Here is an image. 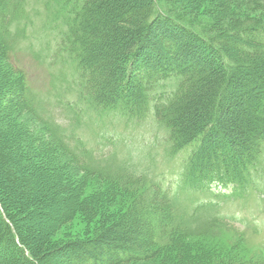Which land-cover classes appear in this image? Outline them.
Instances as JSON below:
<instances>
[{
  "label": "trees",
  "instance_id": "trees-1",
  "mask_svg": "<svg viewBox=\"0 0 264 264\" xmlns=\"http://www.w3.org/2000/svg\"><path fill=\"white\" fill-rule=\"evenodd\" d=\"M53 1L69 27L59 48L69 56L76 87L82 91L80 105H74L66 123L72 122L70 125L79 128V118L86 111L89 115L114 106H122L128 117L142 119L151 108L154 118L168 131L172 154L189 150L184 172L195 191L207 189L215 182L240 192L252 175L262 169L259 155L264 141V0H198L209 1L216 25L211 31H199L171 16L165 3L168 0H75L72 9L69 0ZM193 1L196 3L190 0ZM25 3L26 0H0V49L10 61L17 38L9 33V28L24 16ZM159 41L166 42L165 49ZM148 50L154 51L155 57H150ZM138 63L153 72L152 81L149 84L146 78L130 87ZM11 67L19 73L12 64ZM170 80L175 81L174 89H163L162 85ZM22 92L24 97L19 93L23 103L18 101L16 107H25L46 127L59 147L74 146L76 161L71 153L68 156L78 168L88 170L89 151L81 139L61 135L60 129L58 135L51 131L54 123L65 122L63 112L57 117L62 118L59 121L55 116L54 121L49 118L45 114L48 105L36 101L25 79ZM82 99L87 100L85 106ZM31 141L29 137L28 143ZM2 143L0 140L7 152L0 159L6 167L1 175L7 195L12 197V191L24 185L26 195L35 199L33 175L26 180L18 177L12 166L19 167L18 158ZM46 145V152H52L50 145ZM60 172L56 173L58 192L65 188ZM89 174L98 179L113 175L112 182H121L115 186L133 196L121 217L113 220L107 211L112 196L106 201L100 199L98 205L88 202L86 206L73 195V202L68 201L72 206L58 216V227L72 218L76 208L83 209L88 217H93L98 208L106 227L87 243H69L64 251H68L70 259L79 264H135L155 259L162 264H211L204 248L196 260L195 252H187L189 240L201 236L194 229L200 226L194 215L179 214L159 186L151 185L149 197L142 198L137 196L142 176L127 173L116 177L107 171ZM147 216L151 217L148 230L144 222ZM0 219L4 240L15 245L21 263L42 264L24 244L1 199ZM201 252L208 256L206 262H200ZM58 253L56 250L52 256H59ZM48 259L50 255L42 257L44 262ZM251 264H264V259Z\"/></svg>",
  "mask_w": 264,
  "mask_h": 264
},
{
  "label": "rangeland",
  "instance_id": "rangeland-1",
  "mask_svg": "<svg viewBox=\"0 0 264 264\" xmlns=\"http://www.w3.org/2000/svg\"><path fill=\"white\" fill-rule=\"evenodd\" d=\"M69 1V8L72 9L75 0ZM198 2L200 1L196 0V3L194 1L192 3L190 0H168L165 3L167 12L178 21L190 23L199 31L214 30L216 25L211 18L209 1ZM23 15L9 28V33L17 38L16 46L11 53V61L4 57L0 49V140L3 141L2 144L6 143L8 151L18 158L19 167L12 165L18 177L26 180L33 175L31 186L35 190V199L31 195H26L24 185L17 186L15 191H12V197L7 195L1 175L6 167L1 162L0 199L4 202L5 211L16 226L24 244L42 264H79L74 258L68 257L69 253L65 252L64 248L69 243H87L106 227V222L99 217L98 208L93 217L86 216L83 209L76 208L71 214L72 218L58 227L56 225L58 216L67 212V206H72L70 203L73 202V195L76 194L79 204L86 206L88 202L92 206L95 202L98 205L100 199L106 201L112 196L107 211L113 220L121 217L133 196L132 192L119 190L115 186L121 182H112L113 175L98 179L88 173L107 171L109 174H115L116 177L127 173L136 177L142 176L145 182L138 186L137 196L147 198L150 194L149 183H155L163 178L169 181L176 180L185 153L178 155L171 153L173 146L167 129L160 122L155 124L146 120L137 124L125 123L112 113L92 121L88 116L83 115L76 134L87 149H93L95 152H93L94 156L90 154L88 170L83 171L78 168L73 155L74 146L68 144L69 148L66 149L59 147L50 133L46 132V127L31 116L25 107L24 109L16 107L18 101L22 102L21 97L25 94L22 92L24 79L35 99L48 105L49 111L45 114L53 121L54 116L56 119L59 116L60 109L55 110L49 100L63 105L64 101L73 102L78 96L80 97L81 89L70 84V80L76 78L70 60L60 61L61 56L59 60L53 57V51L67 34L68 23L61 15L56 1L53 0H26ZM159 45L165 49L166 42L159 41ZM147 53L150 57L156 55L152 50H148ZM11 64L19 70L18 74L13 71ZM141 65L142 63H138L134 69L130 87L134 86L136 81L145 82L146 78L149 79V84L151 83L153 72L143 69ZM174 87V80L166 81L165 86L162 85L165 90ZM85 102L87 103V100L82 99L84 106ZM62 112L64 121L67 122L71 118V110L66 107ZM71 123L66 125L68 128L65 129L66 135H74L71 131L74 128ZM56 124L52 125L51 131L58 135L59 129H64L65 126L63 122L58 125L60 128ZM28 136L32 138L30 143ZM102 136L108 137V140H103ZM46 144L50 145L52 152H46L44 149ZM2 147L0 144L2 154L0 159L7 154ZM67 153H71L75 161H72ZM260 160L264 164V142ZM58 171L62 174L61 185L65 187L59 192L56 191ZM174 189L176 205L181 209L179 214H194V220L200 226L194 229H198L200 232L197 234L201 236L188 242L191 247H188L187 252H195L194 260L197 259L201 248L202 252L203 248L208 252L209 257L201 252L200 262H206L208 257L211 264H238V262L251 264L253 261L256 263V260L264 259V180L260 181L259 194L240 201L215 200V207L199 211L194 210L197 206L195 203L211 197L202 195L194 199V195ZM22 193H24L23 197ZM1 222L0 219V264H22V257L16 251L15 245L12 242L8 245L4 240L5 230ZM144 222L148 230L151 217L147 216ZM56 250L59 256H52ZM44 255H50L47 262L42 260ZM162 257L158 255V258ZM82 261L80 257V262ZM170 263L176 264V262ZM135 264L162 263L155 259Z\"/></svg>",
  "mask_w": 264,
  "mask_h": 264
},
{
  "label": "bare ground",
  "instance_id": "bare-ground-1",
  "mask_svg": "<svg viewBox=\"0 0 264 264\" xmlns=\"http://www.w3.org/2000/svg\"><path fill=\"white\" fill-rule=\"evenodd\" d=\"M152 103V102H151Z\"/></svg>",
  "mask_w": 264,
  "mask_h": 264
}]
</instances>
